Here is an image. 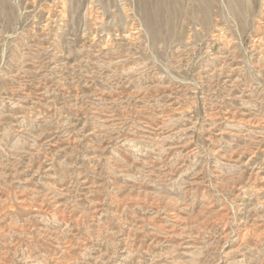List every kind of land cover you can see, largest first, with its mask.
<instances>
[{
    "label": "rangeland",
    "instance_id": "obj_1",
    "mask_svg": "<svg viewBox=\"0 0 264 264\" xmlns=\"http://www.w3.org/2000/svg\"><path fill=\"white\" fill-rule=\"evenodd\" d=\"M141 5L0 0V264H264V0Z\"/></svg>",
    "mask_w": 264,
    "mask_h": 264
},
{
    "label": "bare ground",
    "instance_id": "obj_2",
    "mask_svg": "<svg viewBox=\"0 0 264 264\" xmlns=\"http://www.w3.org/2000/svg\"><path fill=\"white\" fill-rule=\"evenodd\" d=\"M138 1L139 3L142 2L144 4L140 6L141 12L145 16L144 19L146 21L147 26L150 27L153 37L158 36V34L160 33L159 24L161 23V21L164 22V25L169 26L170 24L169 21L173 20L172 18L176 13V7L181 1H187L190 3L193 2L196 6L198 5L202 7L205 11L206 19H209L210 17V13H209L210 6L215 3H217L218 6H220V11H218V14L222 18L227 20L234 16L241 18V14L244 10L243 8L244 0H138ZM197 7L195 8L194 12L191 11L192 17L195 20L199 19ZM203 17L204 16H202V18ZM215 32L216 33H211V36L209 38L211 42L219 41V38L222 37L220 36L221 33L219 34V27L216 28ZM170 34L171 31L167 29L166 36Z\"/></svg>",
    "mask_w": 264,
    "mask_h": 264
}]
</instances>
